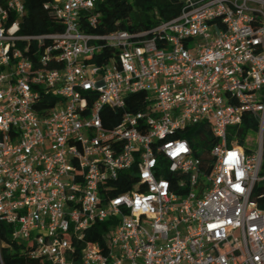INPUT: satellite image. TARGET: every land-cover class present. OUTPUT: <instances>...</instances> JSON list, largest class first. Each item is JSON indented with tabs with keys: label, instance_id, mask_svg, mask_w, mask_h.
<instances>
[{
	"label": "built area",
	"instance_id": "built-area-1",
	"mask_svg": "<svg viewBox=\"0 0 264 264\" xmlns=\"http://www.w3.org/2000/svg\"><path fill=\"white\" fill-rule=\"evenodd\" d=\"M96 1L49 0L62 30L26 35L0 0V222L47 264H264V0L90 34Z\"/></svg>",
	"mask_w": 264,
	"mask_h": 264
},
{
	"label": "trees",
	"instance_id": "trees-1",
	"mask_svg": "<svg viewBox=\"0 0 264 264\" xmlns=\"http://www.w3.org/2000/svg\"><path fill=\"white\" fill-rule=\"evenodd\" d=\"M48 1L24 0L25 14L19 21L21 33L38 35L62 30V26L56 22V18L44 8V4ZM183 3L184 0H97L94 6V13L98 14L95 27L84 24L82 28L90 34H105L114 31L134 33L147 30L161 21H167L178 15ZM110 54L111 51L105 49L98 58L96 56L89 62L99 64L106 60ZM142 96V94L129 95L127 99L128 108L135 110L136 108L131 106L130 101ZM51 103L49 102L47 106H50ZM249 126L254 130L255 124L248 122L247 117L244 116L237 134L238 144L242 143V135L250 128ZM206 133L203 126H193L179 134V137L190 140L195 134L202 136ZM259 175L264 177V151H262V165ZM250 198L257 203L259 208L264 209V179L254 185ZM107 226L108 222L94 224L92 228L96 230V233L91 236L90 228L87 240L102 242V234L108 231ZM9 232V225L0 222V264H47L44 259L31 255L32 247L13 241Z\"/></svg>",
	"mask_w": 264,
	"mask_h": 264
},
{
	"label": "rangeland",
	"instance_id": "rangeland-1",
	"mask_svg": "<svg viewBox=\"0 0 264 264\" xmlns=\"http://www.w3.org/2000/svg\"><path fill=\"white\" fill-rule=\"evenodd\" d=\"M249 136H250V138L257 139V135L254 133H251V135L249 134ZM253 139H252V141H249V142L245 143V145H244L246 148H248L251 151H254L256 148V143L253 142Z\"/></svg>",
	"mask_w": 264,
	"mask_h": 264
}]
</instances>
